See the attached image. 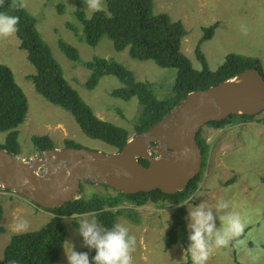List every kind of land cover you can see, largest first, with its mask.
<instances>
[{
	"label": "rangeland",
	"instance_id": "374dc122",
	"mask_svg": "<svg viewBox=\"0 0 264 264\" xmlns=\"http://www.w3.org/2000/svg\"><path fill=\"white\" fill-rule=\"evenodd\" d=\"M76 1L26 0V9L36 18V28L49 44L53 56L62 68L64 78L77 90L98 118L127 129L130 137H133V125L139 114L137 100L133 98L125 101L112 96V91L120 87V82L110 75L102 77L94 89H87L86 80L90 72L84 68V63L94 56L112 58L131 70L138 81L153 83L160 99L168 96L176 70L160 68L150 61L132 59L126 50L116 51L108 38H102L94 47L81 42L66 27L67 22L75 23L73 13ZM59 3L66 6L64 12L58 8ZM153 11L155 14H168L185 25L188 33L182 41L181 49L195 69H201L196 48L200 44L203 31L216 25L212 38L200 44L209 68L215 71L229 55H242L259 59L264 73V0H153ZM85 13L88 18L94 14L87 7ZM59 40L74 46L79 52L80 61L69 60L59 49ZM19 46L20 42L15 35L0 39V64L11 69L28 104L27 119L19 127V157L29 161L40 154L33 148L34 135L49 136L57 148L63 147L68 139L89 150L114 152L115 149L109 145L87 137L71 113L46 101L35 91L31 81L27 80V76L34 74V68L28 62L25 51ZM263 118L264 113H261L247 122L224 126L211 124L202 128L199 136L208 149L199 175L201 177L196 188L182 201L187 205L179 204L186 210V227L188 207L191 204L195 206L205 201L214 207L220 198H224L231 202L230 210L240 213L248 223L245 229V237L249 239L248 246L254 248V240L264 241ZM6 135L0 134V144L5 142ZM89 189L92 190L91 198L116 195L107 186L84 181L79 198L89 199ZM6 191L0 190V204L3 209L0 226L5 229L0 234V258L10 237L18 234L11 230L16 217L28 221L29 228L26 232L43 228L53 217L50 212L25 198ZM175 207L178 206L169 203L159 206L149 202L136 206L125 202L109 209L115 213L116 223L129 227L130 234L136 237V250L132 254L134 264H182L190 260L180 244L168 250L165 248L164 237L172 227ZM87 215L95 216L93 213ZM81 216L83 215L62 219L66 237L58 264H68L66 252H70L71 246L77 252L94 250L84 246L83 239L78 234L77 221ZM216 224L217 227L220 226L219 220ZM207 264H252V261L244 251L215 249ZM258 264H264V255L260 256Z\"/></svg>",
	"mask_w": 264,
	"mask_h": 264
},
{
	"label": "trees",
	"instance_id": "16d2710c",
	"mask_svg": "<svg viewBox=\"0 0 264 264\" xmlns=\"http://www.w3.org/2000/svg\"><path fill=\"white\" fill-rule=\"evenodd\" d=\"M104 1L106 11L96 12L88 18L84 12L85 1L77 0L73 13L75 23L67 22L66 27L73 31L80 41L92 47L102 38H108L118 52L127 50L133 59L150 61L160 68L176 70L175 81L168 96L160 99L153 83L138 81L131 70L112 58L94 56L84 63V68L90 72L86 80L87 89H94L102 77L110 75L120 82V87L112 91V96L125 101L133 98L137 100L139 114L133 125L136 134L156 124L190 92L215 86L247 68H256L262 75L264 74L259 59L242 55H229L217 70L212 71L199 48L196 49V56L201 69H195L181 50L182 41L188 32L180 20H174L165 13L155 14L153 0ZM10 3L11 0H5L0 11H8L9 14L20 17L19 31L15 36L20 42V49L25 51L28 62L34 68V74L27 76V80L31 81L35 91L46 101L71 113L87 137L99 140L117 151L121 150L129 139L130 132L95 115L77 90L64 78L62 68L53 56L49 44L36 28L35 18L26 7L11 11L8 7ZM59 7L60 11L64 12L65 6L60 4ZM76 22L79 24L76 25ZM215 27L216 25L204 30L201 43L211 39ZM58 47L69 60L80 61L78 50L71 44L59 40ZM27 112L26 97L15 82L11 69L0 64V133L7 134L1 146L13 155L21 154L18 141L19 127L25 122ZM252 117L231 115L223 121L210 123L214 126H224L247 122ZM196 140L202 151L204 163L208 147L200 139L199 134ZM32 142L36 152H44L54 147L53 141L47 135H34ZM66 146L79 147L72 140L66 141ZM140 162L147 166L144 160L141 159ZM200 177L191 181L185 191L173 195L164 194L160 190L135 195L117 193L109 197L94 196L87 200L80 198L54 210H46L53 214L50 221L39 230L13 235L4 248L0 264H58L66 237L62 223L64 217L94 212L102 226L110 228L115 224L116 216L111 209L125 202L136 206L149 202L159 206H164L165 203L179 205L196 188ZM262 182L264 183V177ZM185 215L186 210L183 206L174 209L172 227L164 237L166 249L176 244L182 245L184 249L187 247L188 230ZM1 216L0 205V219ZM3 232L4 229L0 226V233ZM82 252L88 253L91 264L95 249ZM182 264H191V260Z\"/></svg>",
	"mask_w": 264,
	"mask_h": 264
},
{
	"label": "water",
	"instance_id": "95a60500",
	"mask_svg": "<svg viewBox=\"0 0 264 264\" xmlns=\"http://www.w3.org/2000/svg\"><path fill=\"white\" fill-rule=\"evenodd\" d=\"M261 113L264 76L247 68L215 86L188 93L156 124L129 138L119 151L54 148L26 161L0 146L1 188L45 210L78 200L84 181L128 195L155 190L173 195L187 189L201 172L203 156L196 137L203 127L231 115ZM185 149L189 150L186 154ZM38 169L44 174H38ZM52 194L55 199L49 198Z\"/></svg>",
	"mask_w": 264,
	"mask_h": 264
},
{
	"label": "clouds",
	"instance_id": "9594fccd",
	"mask_svg": "<svg viewBox=\"0 0 264 264\" xmlns=\"http://www.w3.org/2000/svg\"><path fill=\"white\" fill-rule=\"evenodd\" d=\"M4 3H5V0H0V7H3ZM85 3H86V7L91 13L104 11V7H105L104 0H85ZM60 4L64 5L62 3H59V5ZM59 5H58V8H60ZM26 6H27L26 0H11V3L8 5L11 11H18L20 9H23ZM19 23H20V17L18 15H11L9 14L8 11H0V39H6L8 37L14 36L19 31V28H18ZM245 34H246V30H245ZM203 35H204V31H203ZM202 43L200 40V44ZM200 44L198 45L197 48H199V50L201 51ZM26 119H27V116H26ZM207 125H211V123ZM66 141H68V139L65 140V144L63 147H60V148L53 147L51 149L74 148V147H67ZM53 143L55 144L54 141ZM78 146H79L78 148H83L80 145ZM51 149H48V150H51ZM188 151H189L188 149H185L184 154H186ZM37 153H40V155H42L44 152H37ZM16 156H19V155H16ZM41 169L45 170L44 168H41ZM41 169L37 170L38 174L39 173L44 174L42 173ZM123 175H127V173H123ZM1 187H3L2 184H0V190L7 192L5 189H2ZM8 191H11V190H8ZM114 192L116 194L118 193L116 191ZM87 195H88V198L90 199L92 195L91 189H89V192L87 193ZM49 198L55 199V194L50 195ZM181 204L187 205L182 202ZM230 208H231V202L224 198H220L214 207L209 206L205 201L195 206L191 204V207L190 208L188 207V215H187L188 245L184 250V254L187 253V255L189 256L191 260V264H207L208 260L210 259L215 249H228L230 252L231 251H244L251 258L252 264H258L260 256L264 255V241H261V240L252 241V243L254 244V248H250L248 246L249 239L245 237V229L248 227V223L246 222L245 219L242 218L240 213L231 211ZM91 213L95 214L94 212H91ZM87 214H82L83 216H81L80 219L77 221L79 225L77 231H78V234L83 239L84 246L88 247L89 249H95V255L94 257H92L91 264H134L132 254L136 250L137 241H136V237L130 234L129 227L123 224H120V223H116V220H115V224L112 227L106 228L98 222V220L96 219L94 215L89 217ZM74 215H78V214H74ZM2 216H3V209H2ZM2 216H1V219H2ZM1 219H0V222H1ZM217 220H219L220 222L219 227H217V224H216ZM28 228H29V223L26 219L21 218V217H16L14 219L11 230L13 232L20 234V233H26ZM4 232H5V229H4ZM3 233H0V234H3ZM66 257H67L68 264H90L88 253L74 251L72 249V246H71L70 252H66Z\"/></svg>",
	"mask_w": 264,
	"mask_h": 264
},
{
	"label": "flooded vegetation",
	"instance_id": "af4514ba",
	"mask_svg": "<svg viewBox=\"0 0 264 264\" xmlns=\"http://www.w3.org/2000/svg\"><path fill=\"white\" fill-rule=\"evenodd\" d=\"M75 10H76V8H75ZM74 12H75V11H74ZM85 14H86V13H85ZM144 162H146V161L144 160ZM146 163H147V162H146ZM165 204H167V203H165ZM165 204H164V205H165ZM173 211H174V210H173ZM172 214H173V213H172ZM171 248H172V247H171ZM166 250H168V249H166Z\"/></svg>",
	"mask_w": 264,
	"mask_h": 264
}]
</instances>
